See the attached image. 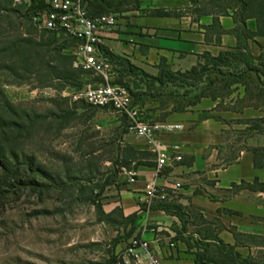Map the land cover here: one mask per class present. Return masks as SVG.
I'll list each match as a JSON object with an SVG mask.
<instances>
[{
    "label": "rangeland",
    "instance_id": "obj_1",
    "mask_svg": "<svg viewBox=\"0 0 264 264\" xmlns=\"http://www.w3.org/2000/svg\"><path fill=\"white\" fill-rule=\"evenodd\" d=\"M112 1L105 13L117 17L137 7L134 0ZM194 1L202 11L230 9L264 23V0ZM33 6L32 0H0V264H134L123 241L135 220L109 205L117 201V188L129 182L125 171L135 167L131 160L145 163L154 154L135 155L128 141L145 139L130 129L126 115L74 100L76 89L103 78L75 65L78 41L39 29L34 18L46 7ZM117 27L118 22L109 33ZM101 48L112 65L110 83L128 89L144 121L154 123L212 99L221 119L215 166L226 168L245 151L264 164L263 50L205 58L186 74L190 70L174 71L163 63L147 71ZM178 213L196 225L183 237L195 261L231 259V250L218 242L221 211L213 217L189 207ZM225 214L231 224L243 221L238 211ZM237 236L242 251H252L245 264H264V237Z\"/></svg>",
    "mask_w": 264,
    "mask_h": 264
},
{
    "label": "crops",
    "instance_id": "obj_2",
    "mask_svg": "<svg viewBox=\"0 0 264 264\" xmlns=\"http://www.w3.org/2000/svg\"><path fill=\"white\" fill-rule=\"evenodd\" d=\"M134 2L137 7L117 17V31L105 35L103 46L139 68L154 71L163 63L174 71H188L205 58L264 51V37L257 34L259 23L253 17L239 18L230 9L202 11L191 0ZM160 11L169 14L160 15ZM220 120L217 103L206 98L189 110L170 112L157 121L183 127L157 137L169 147L176 146V155L182 157L161 173L158 184L168 188L164 199L149 200L146 194L156 162L148 142L128 141L135 152L151 151L154 155L145 163L131 160L135 181L123 182L117 188L116 203L109 205L111 210L120 208L124 217L135 220L131 237L123 241L125 245L142 239L149 243L150 253L164 264H199L183 239L196 225L185 223L178 213L189 207L207 217L221 211L223 230L218 235L221 242L234 248L243 259L252 254L249 251L246 255L238 246L237 235L264 237V190L235 191L232 186L241 182L264 184V169L255 165L254 155L247 151L241 152L237 161L226 168L215 166L218 157L213 147L221 129ZM175 183H180L181 188L174 190ZM172 192L177 196H170ZM230 210L242 213L243 221L231 224L225 216ZM129 248L127 253L137 264ZM134 253L145 259L142 249L136 248Z\"/></svg>",
    "mask_w": 264,
    "mask_h": 264
},
{
    "label": "built area",
    "instance_id": "obj_3",
    "mask_svg": "<svg viewBox=\"0 0 264 264\" xmlns=\"http://www.w3.org/2000/svg\"><path fill=\"white\" fill-rule=\"evenodd\" d=\"M38 1L46 7L40 15L34 18L39 29L57 34L64 33L70 38L76 39L78 46L75 65L87 71L91 70L103 78L99 84L76 89L72 93L74 100L86 101L101 108L114 109L131 120L130 129L138 137L145 139L151 151L156 155L155 172L146 189L147 197L149 200L164 199L168 194V188L165 185H159L158 180L165 167L181 161L182 157L176 155V146L169 147L166 143L159 141L157 137L160 133H173L182 130L183 127L177 124L144 121L141 111L133 105L128 89L110 83L112 65L104 55L101 46L105 35L109 33L111 27L116 25L117 16L115 14L93 16L88 12L85 0ZM125 172L129 182H134L136 172L134 170H126ZM180 188V183H175L173 186L174 190ZM173 246L174 244H171V247ZM136 248L144 251V260L134 253ZM129 250L135 256L137 264H164L161 259L150 253L149 243L142 239L133 240Z\"/></svg>",
    "mask_w": 264,
    "mask_h": 264
},
{
    "label": "trees",
    "instance_id": "obj_4",
    "mask_svg": "<svg viewBox=\"0 0 264 264\" xmlns=\"http://www.w3.org/2000/svg\"><path fill=\"white\" fill-rule=\"evenodd\" d=\"M32 1H33V4H34L33 9H35V5H39V4L41 5L42 4L38 0H32ZM85 1H86L88 12L91 15H93V16L103 15V14H106L105 12H110L112 10V8H113L112 5L114 4V1H112V0H85ZM191 1L195 2L194 0H191ZM158 14H160V15H168L169 13L160 11ZM247 17H253V18L257 19V21L259 23V28H258L257 34L264 37V29H263L264 28V23H262L261 19H258V17H256V16H247ZM247 17H245V18H247ZM245 18H242V19H245ZM47 32L51 33L52 36H54V37H61V39H63V40H67V37H69V36L65 35L64 33L57 34V33L50 32V31H47ZM74 40L77 42L76 39H74ZM224 57L225 56L222 55V56H220L218 58H215V59H222ZM196 70H197V68L194 67L190 71H188L186 74H192V73L196 72ZM140 154H141V152H137V151L135 152V155H140ZM135 160H136V158H135ZM255 165L258 168H264V164L258 162L256 158H255ZM262 190H264V187L262 188ZM218 242L222 245V247H224V249L231 250L230 255L232 257H231V259L228 260V262H230V263H228L226 261L216 262V261H213V260H210V259H204L203 257H199L196 260V262L199 263V264H205V263H214V264H245L246 263V260L241 258L240 254L234 248L223 244L220 240H218ZM223 251H225V250H223Z\"/></svg>",
    "mask_w": 264,
    "mask_h": 264
}]
</instances>
